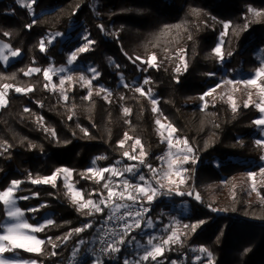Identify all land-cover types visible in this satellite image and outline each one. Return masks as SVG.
<instances>
[{"label":"trees","instance_id":"trees-1","mask_svg":"<svg viewBox=\"0 0 264 264\" xmlns=\"http://www.w3.org/2000/svg\"><path fill=\"white\" fill-rule=\"evenodd\" d=\"M250 8L262 15L254 16ZM81 31L95 43L78 54L76 64L81 67L70 72L73 85L65 92L45 87L44 71L66 64ZM48 34L69 37L56 39L42 52L40 41L47 43ZM220 39L223 59L214 53ZM0 40L20 52L9 65L0 64V92L5 91L6 98L0 108V191L20 181L15 195L27 221L33 223L34 216L48 212L53 221L37 232L45 241L39 253L13 252L38 264H71L74 256L81 259L73 264L93 263L85 246L99 240L111 221L110 208L100 205L102 213L79 208L60 178L55 187L31 181L66 167L83 199L98 202L101 195L107 197L106 182L97 183L99 177L89 170L93 163L98 169L135 166L152 180L148 165L160 166L165 145L156 132L150 101L135 91L142 88L155 94L160 113L188 142L196 160L186 165V181L179 186L183 195L161 192L151 203L114 201L149 206L139 217L141 226L147 218H163L171 205L188 204L178 241L156 264H209V252L212 264H264V201L251 199L238 183L243 173L258 168L263 156L253 123L259 112L243 105L233 111L222 101L201 107L202 95L217 84L223 70L257 68L254 54L264 49V0H35L31 8L17 0H0ZM153 54L156 61L150 66L146 61ZM31 68L41 71L25 75ZM91 68L99 75L88 88L77 77L90 76ZM136 139L145 153L143 164L123 155L138 156ZM259 192L264 200V188ZM3 218L0 203V221ZM192 225H198L195 231ZM77 228L83 230L77 233ZM140 228L133 227L124 237L127 242L119 245V253L101 254L95 264H124L131 256L130 243L140 239Z\"/></svg>","mask_w":264,"mask_h":264},{"label":"rangeland","instance_id":"rangeland-1","mask_svg":"<svg viewBox=\"0 0 264 264\" xmlns=\"http://www.w3.org/2000/svg\"><path fill=\"white\" fill-rule=\"evenodd\" d=\"M29 3H30V0H21L22 5L27 6ZM68 37L69 36H63L60 34H48L46 36V42L47 43L44 44V47L52 44L56 39H60V40L64 41ZM85 37H87V39H85ZM74 39H77L79 44H77L75 47H73V49L70 52L67 53L66 64L63 66H60V67L50 66L47 68V69L51 68L54 70V71L49 73L51 80H46L47 86L51 90H58L61 92H65V90L68 87H71L73 85V82L75 80V76H73L70 72L72 71V69L74 67H81V66L80 65L77 66L76 60L72 64H69L68 59H69L70 55L73 52H75L79 47L84 46V45L88 46V41H89L88 33L86 31H81L74 37ZM49 40H51V43H48ZM221 44H222V40L220 39L216 47L221 48ZM5 45L7 47H4ZM12 51H15V50L11 49L9 47V45H7V43L0 40V54L7 57V63H5L2 59H0V64H2L3 66H7L11 62H13L15 59L20 57V52H19V55L15 56V57L12 56V54H11ZM254 55H255L256 62H257V68H255V70L260 68V67H264V49H258ZM61 68L64 69L63 72L60 71ZM255 70L254 71H243L242 69H237V70H233V71L223 70L222 74L218 77L217 84L214 85L213 87L209 88L202 95L203 99L201 102V107L204 108L205 106H207L209 104H213L215 102L222 101V102H225L229 107H231L233 109V102L235 103L236 108L239 105L244 106L245 103H248V106H253L259 112L258 118H261L262 116H264V113H261L258 110V108L256 107V105L259 104L261 102V100H264V96L259 95V89L258 88H255L252 86L246 87L242 83L243 81H245L249 78H253L255 75ZM89 72L91 73L90 76H87L85 74H80L77 77V79H79V82H81L82 85H85L88 88L91 87V83L89 84V83H87V81L92 82V79H94L97 76L92 71H90V69H89ZM33 73H35V72H33ZM68 76L72 77L71 81L67 80ZM81 76L85 77V80H81L80 79ZM61 79H64V81H65L63 86L60 85ZM228 81H232L233 83H228ZM238 81L240 83H237ZM258 83L264 84V79L259 80ZM53 85H55V87H53ZM101 89H104V88H99L98 92H104V94H107L105 89H104V91H101ZM143 92L145 93L148 100L150 101V103L152 105V110L154 107L157 109V111H155V112L153 111L154 117H155L156 132H157L160 140L165 145V150L160 156V157H165V159L164 160L160 159V166L156 169L157 172L154 173V178L152 180H149L146 178V181H147V184L158 189L157 194H159L161 192H165L167 197H169V196H171V194H176V190H175V185H173L172 187L174 190L172 192H168L167 188L169 185H168L167 181L163 179L164 172L168 171L167 155L166 154L171 152L173 154V156H175L178 153L179 149L184 148V144L182 143V141H184L185 139L180 138L176 134V132L173 133V145L174 146L171 149L168 148L167 136H168L169 129H167V125H169L170 123L160 113V110L158 107V99L155 96V94L151 90H147V91L143 90ZM0 93L4 94V99L6 101L5 91H1ZM249 93H251V99L250 100H249ZM229 97H231V100L229 99ZM153 100L156 101L155 105L152 103ZM1 107L2 106H0V108ZM157 120H159L160 123L162 125H164L165 127L161 128L160 125H158L156 123ZM262 128H264V125H262V126L256 125V131H255L256 141L257 140L264 141V131H261ZM161 133H163V135H161ZM177 140H180L181 143L177 144L176 143ZM135 146L139 149V154H138V156H136L137 159H134V160H137L140 162V159L143 158L140 156L141 147H140V145H135ZM260 146L263 149V156L262 157H264V144H261ZM180 155H183V153H180ZM188 155H189V162L188 163H190L192 160V153H190ZM188 163H184L183 165H181L182 169H186V165ZM127 167H129V166H122V165L116 164V165L108 167V168H110V169L114 168L117 170L118 173H122V174H118L116 176H113L111 174V172H105L103 174L105 177V179H104L105 182L107 183V182L111 181L110 186L113 187V189L115 191L123 190V182L125 179L129 180L130 183L144 184V182L140 181L138 178L140 175H142L137 171L138 168L134 166L133 167V173H129V172L124 171V169ZM257 167L258 168L256 170L243 173L241 175V177L238 179V183L244 187L246 193L249 195V197L251 199L258 201V202H263L264 200L261 197L259 190H260V188H264V174H261V169H264V159H262V158L260 159V161L257 164ZM65 168L66 167L57 168V169H55L54 173H56L58 169H65ZM66 169H68V168H66ZM68 170L70 172V175L68 173L60 172L57 175V178H60L62 180L67 195L69 196L70 200L73 201L72 200V191H79L80 193H81V191L78 188H76V186H74V184L72 183V181H71V175H72L71 170L70 169H68ZM89 170L94 174L97 170H100V169H98L97 166L93 163ZM250 173H255L256 175L254 177H251V176H249ZM97 177H99V176H97ZM181 178L184 181H186V171H182L180 177H176V176L172 177V179L175 180L177 183H179V180ZM157 180H160L162 183H164L165 187L160 188L159 184H157ZM183 184H179V186L183 185ZM11 186H12V182L8 185L7 188H9ZM7 188L5 190H7ZM70 188L72 189V191L69 190ZM15 191H16V189H14L13 198L16 199V207L20 208V206L18 204V198L15 195ZM130 191H131V189H130ZM177 196H180V195H177ZM142 199L147 201L146 198H142ZM77 200H78V203H76V204L79 208H81L80 207L81 204L86 202V200H84L83 197H82V199L78 197ZM115 200H116V198L114 197L113 201H115ZM115 203H117V202H115ZM121 204H125V203L121 202ZM89 207H91V206H89ZM147 207L149 208V206H147ZM3 208H4V206H3ZM148 208H147V210H148ZM122 209L117 213L122 212L123 211ZM189 210L190 209H189V206L187 203L180 202L177 205H171L170 209L164 213L163 218L159 217L156 220H152L151 218L145 219L143 221L141 228H140V234H139L140 239H136V240H134V242L130 243V245H131V256L128 260L129 264H136L137 261H139V264H156L159 261L160 256L155 261L151 260V258H149L148 261L140 260V257L144 254L145 250L151 248V245H149L147 243L148 239L153 238V244H160V243H162V240L166 239L169 235H171V233L173 231H175L177 233V235L180 236V231L182 228L181 217L187 215L189 213ZM21 211H23V210L21 209ZM117 213H115V214H117ZM51 216H52V213L48 212L45 215H43L42 217L34 216L33 219L35 220V222H33V223H30L28 221L27 222L34 225V226L39 225L43 228L44 226H46L48 224L47 221H49V220L52 221ZM113 216H114L113 213H111V216H110L111 219ZM24 219H26L25 212H24ZM149 221L151 222V225H149V223H148ZM11 223H15V221H13L7 217V212L4 208V218L0 221V234L3 233L4 226L11 224ZM121 234H122V232H119L114 237L113 241L118 240L120 238ZM32 235H35L38 239H40L37 235V232L32 233ZM175 243H170L169 245H165L164 246L165 251L168 250ZM99 244H100V238H99V240H96V239L92 240L91 242H89L85 246V249L87 250L89 255H93V257H94L92 264L96 263L97 257H99L101 254L106 253V252L99 249ZM15 250H23V249H15ZM76 250H78V248ZM31 253H36V252H31ZM3 256L5 258H8V259L15 261V264H25V262H28V261H35L33 259L22 257L17 252H13V251L12 252H5L3 254ZM80 259H81V257L74 256L73 259L71 260V264H73L77 261H80ZM36 264H38V263L36 262Z\"/></svg>","mask_w":264,"mask_h":264},{"label":"snow or ice","instance_id":"snow-or-ice-1","mask_svg":"<svg viewBox=\"0 0 264 264\" xmlns=\"http://www.w3.org/2000/svg\"><path fill=\"white\" fill-rule=\"evenodd\" d=\"M17 3H21V0H17ZM34 3H35V0H30V3L27 6L29 8H31V5ZM249 11L252 12V14L256 17H259L260 15H262L261 12L256 11V10L251 9V8L249 9ZM26 27L31 28V25H27ZM224 27L227 29L229 27V25L225 24ZM5 35H8V34L6 33ZM85 39H87V37H85ZM44 43L45 42L43 40L40 41V50L42 52L45 51ZM48 43H51V40H49ZM93 43H95V42L91 41V40L88 41L89 45L93 44ZM4 47H7V46L5 45ZM87 51H88L87 45L79 47L75 52H73L70 55V57L68 59V63L72 64L77 59L78 54L85 53ZM214 53L217 57H219L220 59H223V55H222L220 47H216L214 49ZM11 54H12V56L15 57V56L19 55V50L12 51ZM0 59H2L5 63H7V57L6 56H3L2 54H0ZM137 59H140V58L137 57ZM155 61H156V56H155V54H153L150 58V61H146V63H150V66H151V65L155 64ZM40 71H41V69H39V68H31L27 72H25V75H30L33 72L39 73ZM52 71H54V70L51 68L44 71L43 75H44L46 80H51L49 73ZM60 71L63 72L64 69L61 68ZM90 71H92L95 75H99V73L96 72L95 68L90 69ZM176 71L179 72L180 68L177 67ZM80 79L85 80V77L81 76ZM261 79H264V67H260V68L256 69L254 77L249 78V79L243 81L242 83L246 87L252 86V87L258 88L259 89V95L264 96V84L258 83V81ZM67 80L71 81L72 77L68 76ZM64 82H65L64 79H61L60 85L63 86ZM87 83L90 84L91 81H87ZM145 83H148V81L145 80ZM228 83H233V82L228 81ZM237 83H240V82L238 81ZM3 87L8 88V87H10V85L5 84ZM45 87H47V85H45ZM53 87H55V85H53ZM15 90L17 92L23 91V89H21L19 87H17ZM32 90H33L32 88L27 89V91H32ZM101 91H104V89H101ZM135 91L140 92L142 95L145 94L141 88H136ZM91 95H92V93H91V91H89L88 97L90 98ZM64 99L67 100V96H64ZM201 99H203V97H201ZM229 99L231 100V97H229ZM250 99H251V93H249V100ZM5 103H6V101L4 99V94L0 93V106H4ZM152 103L155 105L156 101L153 100ZM244 107H248V103H245ZM256 107L258 108V110L261 113H264V100H261V102L259 104H257ZM25 111H28V109H25ZM124 111L127 114V113H129L130 110L125 109ZM153 111L155 112V111H157V109L154 107ZM233 111H236V106H235L234 102H233ZM156 123L158 125H160L161 128L165 127L164 125H162L160 123L159 120H157ZM253 123L257 126L264 125V116H262L261 118L255 119L253 121ZM167 129H169L168 136H167L168 148L171 149L174 146L173 145V133H175L177 131V129H175L171 124L167 125ZM261 131H264V128H262ZM161 135H163V133H161ZM125 139H132V138L129 137L127 134H125ZM176 143L179 144V143H181V141L177 140ZM182 143L184 144V148L179 149L178 153L175 156H173V154L171 152L166 154L167 155L168 171L164 172V174H163V179L166 180L168 185H169L167 188V191L172 192L174 190L172 186L175 185V190H176L177 195H183L184 194V193L179 191V184H183L185 181L181 178L179 180V183H177L175 180L172 179V177L173 176L180 177L182 171H187V169H182L181 165L189 162V155L188 154L192 153V151H193V149L190 146H188V142L186 140L182 141ZM123 144H124V141H121L120 146L122 147ZM256 144H257V146H260L261 144H264V141L257 140ZM135 145H141V141L139 139H136ZM135 145L133 146V149H135ZM180 153H183V155H180ZM123 155L126 156L129 160L137 159L136 156L129 155L128 152H124ZM144 155H145V153L143 151V146L141 145L140 156L143 157ZM261 158L264 159V157H261ZM159 159L164 160L165 157H160ZM191 162L192 163L196 162L194 157L192 158ZM140 163L143 164L144 160L140 159ZM148 168L153 173L157 172V170L152 168V166L150 164L148 165ZM124 171L129 172V173H133V167H127L124 169ZM60 172L68 173L70 175V172L68 169H66V168L65 169H58L57 172L54 173L50 177H45L43 179H33L31 182L33 184H41V183L52 184V186L55 187L57 175ZM105 172H111V174L113 176H116L118 174H122V173H118L117 170L114 168H112V169L104 168V169L97 170L94 173V175L99 176V180H97V183H99L100 180L105 179V177L103 175ZM261 174H264V169H261ZM255 175H256L255 173L249 174V176H251V177H254ZM138 178L140 181L144 182V184L130 183L129 180L125 179L123 182V190H121V191H115L113 189V187L110 186L111 181L104 183L103 188L107 190V197L105 198L103 195H101V198L99 199L98 202L89 199L85 203L81 204L80 207L81 208H87V207L91 206L92 209H94L96 212L102 213L103 209L100 207V205H104V207L110 208L113 215H115V213L119 212L122 208H129L130 209L131 206L128 204L115 203L113 201L114 197L116 198V200H125L126 199L128 201H131L133 204L140 203L142 198H146L147 202L151 203L154 200V198L156 197L158 189L147 184L145 176L140 175ZM19 184H20V181H12L11 187L7 188V190L0 191V203L3 204V206L7 212V217L9 219L15 221V223L5 225L3 228V233L0 234V264H15V261L8 259V258H5L3 256V254L5 252H12L15 249H23L26 252L39 253L41 251L40 246L45 243V241L38 239L35 235H32V233L40 232L42 230V227L39 225L34 226V225L28 223L27 220L24 219V212L21 211V209L19 207H16V199L13 198V193H14V189H16ZM157 184H159L160 188L165 187V184L162 183L160 180H157ZM130 189H131V191H130ZM69 190L72 191L71 188ZM189 195H191V193H189ZM78 197L82 199L81 193L79 191H72L73 203H78V200H77ZM23 199H28V197H23ZM196 199L197 200L200 199L199 195L196 196ZM37 210L38 209H31V211H37ZM89 214H91V213H89ZM141 215H142V213L140 211H132V210L127 211L125 216L122 218H131V219L135 220V224L134 225L126 224L124 226V231H123V234L121 235V237L118 240H114L113 242L109 243L105 249H102V251H104L106 253H119L121 251V248L119 245H123L127 242L124 237L130 236L131 229L133 227H135V228L141 227L140 221H139V219H137ZM109 219H111V217H109ZM47 223L52 224L53 221L49 220V221H47ZM148 223H149V225H151L150 221ZM200 223H203V221H201ZM85 227H91V225H85ZM184 227H189V226L185 225ZM196 227H198V225H192L191 226L192 231H195ZM82 230L83 229H81V228H77L74 231L79 233ZM178 239H179V236L177 235V233L175 231H173L171 233V235H169L166 239H163L162 243H160V244H153V238H149L147 243L149 245H151V248L145 250L144 254L140 257V260L148 261L149 258H151V260H154V261L157 260V258L159 256L163 255V253L165 251L164 246L169 245L170 243H175ZM53 247H56V245H53ZM200 251L207 252V249L201 248ZM52 255H56V253L53 252ZM208 257H209V264H212L210 252L208 253ZM25 264H36V262L35 261H28V262H25ZM124 264H129V261L127 259H125ZM136 264H139V261H137ZM172 264H175V261H173Z\"/></svg>","mask_w":264,"mask_h":264},{"label":"built area","instance_id":"built-area-1","mask_svg":"<svg viewBox=\"0 0 264 264\" xmlns=\"http://www.w3.org/2000/svg\"><path fill=\"white\" fill-rule=\"evenodd\" d=\"M131 208H124L120 213L115 214L111 221L108 222L104 227L100 234V244L99 249H105L107 245L113 242L114 237L119 233L124 231V226L126 224H135V220L131 218H122L125 216L126 212L129 210L132 211H140L143 214L147 213L146 207H141L139 205H130ZM139 219V217L137 218Z\"/></svg>","mask_w":264,"mask_h":264}]
</instances>
